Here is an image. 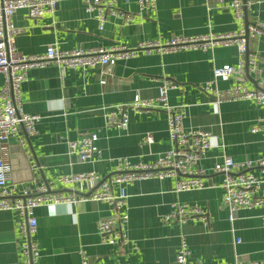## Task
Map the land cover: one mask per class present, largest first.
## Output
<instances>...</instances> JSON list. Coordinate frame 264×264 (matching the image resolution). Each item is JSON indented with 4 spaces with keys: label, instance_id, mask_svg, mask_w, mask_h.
Returning <instances> with one entry per match:
<instances>
[{
    "label": "crops",
    "instance_id": "1",
    "mask_svg": "<svg viewBox=\"0 0 264 264\" xmlns=\"http://www.w3.org/2000/svg\"><path fill=\"white\" fill-rule=\"evenodd\" d=\"M231 0H156L155 8L139 12L137 0H116L118 9L133 15L129 23L108 16L99 30L93 13H86L80 0L59 1L51 13L31 18L19 9L12 16L20 32L15 46L20 54H42L54 44L61 50L74 48H133L141 41L163 43L173 36L226 34L237 31L240 21L230 8ZM264 21V0H251L245 7L244 21ZM248 51L257 57L249 79L243 69L244 85L255 89L264 82V37L250 38ZM236 46L215 45L212 49H182L161 53L155 49L119 60L106 72L105 66L67 69L61 77L54 62L28 70L20 86L23 111L39 116L35 133L25 135L21 127L9 140L10 147L20 146L30 164L31 178L13 181L18 189L32 192L47 185L50 191L69 192L70 184L58 177L94 171L101 178L109 176L118 157L132 163H152L168 151L166 113L154 109L138 114L129 111L125 131L106 127L108 107L129 103L136 94L142 98L157 95L163 80L177 87L168 92L171 105H184L185 129L201 128L210 133L206 156L196 167L202 169L204 188L175 192L179 175L162 179L149 178L126 184L128 197L122 208L127 213L128 241L108 245L101 242L99 219L112 214V205L101 201H84L76 205L58 203L38 206L37 219L30 240L38 247V264H80L83 253L89 264H174L182 239L190 251L191 264L264 263V206L238 210L229 221L222 204V174L212 170L221 155L235 161L264 156V131L251 132L262 115L253 100H211L205 83L215 67L237 66ZM106 79V83L100 81ZM236 79L219 80L217 88L227 91ZM3 76L0 74V88ZM215 96V95H214ZM216 97V96H215ZM97 131L100 154L91 161L79 162L67 152L68 140L86 132ZM150 132L152 144L144 141ZM264 178L260 169H250ZM24 173V172H23ZM264 193V181L255 195ZM197 203L207 212V222L191 218L185 222L165 221L173 202ZM23 217L16 211H0V264H24L21 230Z\"/></svg>",
    "mask_w": 264,
    "mask_h": 264
},
{
    "label": "built area",
    "instance_id": "2",
    "mask_svg": "<svg viewBox=\"0 0 264 264\" xmlns=\"http://www.w3.org/2000/svg\"><path fill=\"white\" fill-rule=\"evenodd\" d=\"M62 0H0V74L3 83L0 88V211H16L23 217L21 230L26 242L22 245L24 264H38V247L30 240V234L35 231L37 219L34 210L38 206H48L58 203L76 205L84 201L106 202L113 207L111 215L101 218L97 222V229L101 235V242L108 245L124 244L128 241L126 224L128 215L122 208L128 197L126 184L136 180L149 178L162 179L179 175L175 185V192L199 190L204 188L201 179L202 169L196 167L200 159L206 156L210 148V133L201 128L185 129L183 120L186 116L184 105H171L168 92L177 85L169 80H163L157 87V95L152 98H142L136 94L129 103L108 107L105 112L106 127H113L125 131L129 125V111L138 114L147 113L154 109H161L166 113L167 132L171 148L159 154L152 163H132L127 157H118L114 171L107 178H101L96 172H79L58 177V182L70 184L69 192L50 191L47 185L41 186L35 192L28 189H18L11 183V165L8 160L9 140L19 129H24L25 135L35 133V124L39 116L23 111L20 99V86L27 79L30 68L44 67L49 62L56 63L61 77L67 69L96 68L105 66L106 72L119 60L136 56L139 52H149L155 49L161 53L175 52L182 49H212L215 45H235L238 54L237 66L224 64L215 67L212 78L208 80L204 89L215 95L218 102L224 100H253L262 108V115L251 132L264 131V82H259L255 89H247L244 85L243 69L246 73L254 71L257 57L248 51L247 39L264 37V21L256 19L252 22L244 21L245 7L251 0H231L230 8L234 17L240 21V28L232 33L206 34L191 36H173L163 43L158 41H141L133 48L116 47L104 48H74L61 50L54 44L45 47L42 54H20L15 46V37L20 29L15 27L12 16L19 9H24L31 18H40L46 13L54 11L57 3ZM86 13H93L97 27L104 28L108 16L129 23L133 15L126 13L116 6V0H80ZM156 0H137L138 10H152ZM247 68V69H246ZM237 80L227 91L217 88L219 80ZM106 83V79L100 81ZM97 131L86 132L77 139L68 140L67 152L74 155L79 162L91 161L100 154L97 145ZM146 144L153 143L150 132L145 133ZM257 167L264 174V156L235 161L231 156L222 154L221 160L214 163L212 170L222 174L220 187L223 190L222 204L228 210V219H235L238 210L264 206V193L255 195L260 189L264 178L255 175L250 169ZM170 211L163 217L165 221L185 222L191 218H198L207 222V212L197 203L188 204L179 201L170 205ZM264 220V216H262ZM190 251L186 241L182 239L176 253L174 264H191L187 257ZM82 254L80 264H89ZM203 264V263H195ZM232 264L244 263L236 260ZM258 264V263H255ZM264 264V263H261Z\"/></svg>",
    "mask_w": 264,
    "mask_h": 264
},
{
    "label": "water",
    "instance_id": "3",
    "mask_svg": "<svg viewBox=\"0 0 264 264\" xmlns=\"http://www.w3.org/2000/svg\"><path fill=\"white\" fill-rule=\"evenodd\" d=\"M247 22L248 21L246 20V23ZM246 39H247V45H248V37L247 36H246ZM246 76L249 79L253 80L252 77H250L247 70H246ZM209 97L213 101L216 100V97L213 94H209ZM10 151H11L10 165H11V178H12V180L13 181H20L21 175H22V180H26V177L23 174H27L28 175L27 179H30L31 178L30 164H29L28 159L26 158L24 152L20 150V146H11ZM107 177H109V176H107Z\"/></svg>",
    "mask_w": 264,
    "mask_h": 264
}]
</instances>
